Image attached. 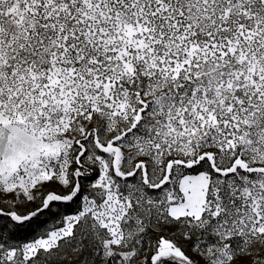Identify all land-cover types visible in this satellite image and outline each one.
<instances>
[{
    "label": "snow or ice",
    "instance_id": "snow-or-ice-1",
    "mask_svg": "<svg viewBox=\"0 0 264 264\" xmlns=\"http://www.w3.org/2000/svg\"><path fill=\"white\" fill-rule=\"evenodd\" d=\"M0 264H264V0H0Z\"/></svg>",
    "mask_w": 264,
    "mask_h": 264
}]
</instances>
